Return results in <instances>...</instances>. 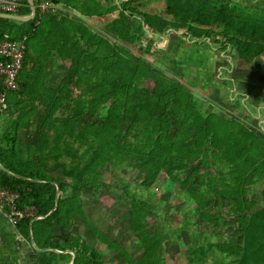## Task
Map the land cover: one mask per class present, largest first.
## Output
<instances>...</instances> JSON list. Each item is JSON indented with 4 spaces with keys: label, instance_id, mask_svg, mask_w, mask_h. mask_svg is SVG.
Instances as JSON below:
<instances>
[{
    "label": "trees",
    "instance_id": "1",
    "mask_svg": "<svg viewBox=\"0 0 264 264\" xmlns=\"http://www.w3.org/2000/svg\"><path fill=\"white\" fill-rule=\"evenodd\" d=\"M34 2L32 21L0 18V39L10 35L27 47L20 90L7 92L8 109H0V120L11 113L0 131V163L21 178L0 169V187L19 194L18 209L35 208L34 216L14 226L30 245L33 233L39 249L52 250L31 247L33 261L63 264L68 255L53 250H71L74 264H103L101 252L74 233L79 223L126 264H264V135L236 120L204 114L183 80L146 58L153 55L156 38L182 32L188 45L214 42L254 63L264 58V11L230 0ZM44 2L107 19L105 31L95 32L67 12L42 14ZM30 14L25 0L17 15ZM55 62L65 73L48 83L47 70ZM175 63L172 70L179 71ZM110 167L137 176L135 189H126L125 196L127 221L143 251L139 257L100 231L84 206L86 193L98 198L109 188L115 177ZM161 177L196 206L200 222L237 231V240L212 242L192 231L194 242L171 260L167 249L174 230L161 225L160 205L153 199ZM259 187L260 202L250 197ZM36 217L42 219L33 222ZM190 226L185 219L175 231Z\"/></svg>",
    "mask_w": 264,
    "mask_h": 264
},
{
    "label": "rangeland",
    "instance_id": "2",
    "mask_svg": "<svg viewBox=\"0 0 264 264\" xmlns=\"http://www.w3.org/2000/svg\"><path fill=\"white\" fill-rule=\"evenodd\" d=\"M230 1L240 3L252 11L256 9L264 11V0ZM106 21L107 19L96 18L91 21V25L96 32L102 34L105 31ZM155 49H161L162 53H157ZM152 53V56L146 57L147 60L167 75L183 80V83L196 95L198 107L204 114L214 113L221 118L243 123L258 132L259 129L263 130L264 58L250 64L240 60L231 48L223 51L220 45L214 42L210 45H188L187 38L183 37L182 32L156 38ZM170 53H175L172 60H176L175 64H178L176 67L179 71L172 70V60L164 59ZM182 71L186 74L184 79L180 74ZM260 133L264 135L263 132ZM108 171L115 173L109 188L104 189L98 198L86 193L85 209L100 231L118 242L129 255L139 257L143 251L127 221L130 201L125 196L126 189L131 191L135 189L137 176L129 174V171L126 172L120 167L114 169L110 167ZM153 195V199L160 205L161 217L158 219L161 225L174 230L173 244L171 243L167 249L171 260L175 261L177 254L194 242L190 236L192 231L201 233L212 242L237 240V231L212 228L205 222H200L198 216L194 214L197 211L196 206L188 202L185 194L180 192L170 179L161 177L153 189ZM250 197L260 202L261 187L254 190ZM185 219L193 222L194 226H190L189 230L176 232ZM84 232L88 242L96 243L86 231ZM97 246L100 247L99 244ZM100 252L104 258L108 257V264H115L112 256L116 263L123 261V258L109 248L105 247ZM181 264H186L185 260Z\"/></svg>",
    "mask_w": 264,
    "mask_h": 264
},
{
    "label": "built area",
    "instance_id": "3",
    "mask_svg": "<svg viewBox=\"0 0 264 264\" xmlns=\"http://www.w3.org/2000/svg\"><path fill=\"white\" fill-rule=\"evenodd\" d=\"M25 0H0V12L14 14L20 11ZM48 10L57 11L56 6L50 2L40 5V12L43 14ZM27 47L25 41H15L10 35L0 39V86L3 92L0 93V109L7 110V92L20 90L19 77L24 70ZM19 194L0 187V209L7 222L16 226L22 219L35 215V208H28L24 211L18 209L17 201Z\"/></svg>",
    "mask_w": 264,
    "mask_h": 264
},
{
    "label": "crops",
    "instance_id": "4",
    "mask_svg": "<svg viewBox=\"0 0 264 264\" xmlns=\"http://www.w3.org/2000/svg\"><path fill=\"white\" fill-rule=\"evenodd\" d=\"M71 3L77 4V0L76 1L72 0ZM56 8H57L56 12L58 11L67 12L69 13V15L71 16L73 20L83 22L89 25L95 31V29L91 25V21L96 19V17H85L79 11L75 10L74 8H71L66 3H61L60 5L56 6ZM64 73H65V70L64 68L61 67L60 62H55V64L52 67L48 68L47 70V82L48 83H53L54 81L57 82L59 79V75L61 74V76H63ZM9 115H11V113L5 114L2 116L0 120V131L3 128L5 119ZM259 132L264 133V128L262 131L259 129ZM73 230L76 235L81 236L83 238V241H86L91 247L97 250L99 249V251L103 249L102 246L99 245L100 247H98L97 243H94L91 240H90L91 243L88 242V239L85 237V232L80 227L79 223L76 224V227H74ZM31 247L35 249V245L33 244V242L30 245V243L25 238H23L22 236H19L15 230V227L10 225L7 222V220L3 217L2 211L0 209V249H1L0 264H38L36 263V261H33V259L31 258L33 256V250ZM42 250H45V249H42ZM53 251L60 253V254L68 255L67 261L63 264H74L75 263V259H76L75 252L71 250H67V251L53 250ZM39 252L41 253L49 252V250L39 251ZM108 261H109L108 257H105L103 264H108ZM112 261L115 264H126L124 260L123 261L119 260L120 262L116 263L114 256H112Z\"/></svg>",
    "mask_w": 264,
    "mask_h": 264
},
{
    "label": "water",
    "instance_id": "5",
    "mask_svg": "<svg viewBox=\"0 0 264 264\" xmlns=\"http://www.w3.org/2000/svg\"><path fill=\"white\" fill-rule=\"evenodd\" d=\"M29 2V5H30V9H31V14L29 16H21V15H14V14H7V13H1L0 12V18L2 19H9V20H13V21H18V22H29V21H32L35 19L36 15H37V7L35 5V2L34 0H28ZM0 169L16 178H21L20 176H17V175H14L13 173H11L10 171H8L5 167H3V165L0 163ZM59 196H60V190L58 188V192H57V198H56V206H55V209L57 208L58 206V202H59ZM54 209V210H55ZM53 210V211H54ZM52 211V212H53ZM39 219H42L41 217H36L33 222L35 221H38ZM32 242L33 244L35 245V249L37 251H50L51 249H45V250H42V249H39L37 246H36V243H35V240H34V236H33V233H32Z\"/></svg>",
    "mask_w": 264,
    "mask_h": 264
}]
</instances>
